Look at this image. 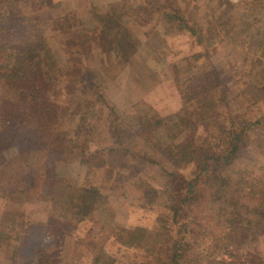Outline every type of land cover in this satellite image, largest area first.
Instances as JSON below:
<instances>
[{
  "label": "rangeland",
  "instance_id": "rangeland-1",
  "mask_svg": "<svg viewBox=\"0 0 264 264\" xmlns=\"http://www.w3.org/2000/svg\"><path fill=\"white\" fill-rule=\"evenodd\" d=\"M15 1L39 25L11 22V30L44 33L53 60L32 82L0 80V264H94L100 254L118 264L163 263L123 247L121 233L143 227L165 242L169 229L213 211L211 194L199 209L183 203L199 147L213 141L206 114L252 128L257 144L244 147L236 168L262 169L264 0ZM149 116L162 123L154 134L144 126ZM177 116L185 133L174 128ZM178 140L195 147V165L170 160L165 147ZM83 203H92L88 216ZM206 223L193 245L215 249L222 264H264V227L216 239ZM89 228L105 244L91 247ZM37 237L49 246L47 260L32 257Z\"/></svg>",
  "mask_w": 264,
  "mask_h": 264
},
{
  "label": "trees",
  "instance_id": "trees-1",
  "mask_svg": "<svg viewBox=\"0 0 264 264\" xmlns=\"http://www.w3.org/2000/svg\"><path fill=\"white\" fill-rule=\"evenodd\" d=\"M11 1L0 2V36L3 38L0 54L5 53L6 55L4 61L0 62V80L9 83L32 82V79L44 72L40 69L45 66L48 67L50 64L48 60H53L51 58V46L48 44L49 40L44 33L35 36L33 33L28 34L25 31L20 34L18 29L11 30L9 24L11 22L14 26H24L27 22L39 25L37 21L31 20L35 16L21 14L15 7L17 6L16 1L13 0V3ZM243 4L248 5L249 3L243 1ZM124 42L126 40L118 39L116 45L124 44ZM44 64L46 65L44 66ZM20 93L22 94L23 90ZM213 99L214 107L217 102L216 98ZM224 107L222 106L221 109L223 110ZM179 116L176 118L174 128H177V132L182 134L186 132L184 129L185 120L180 119ZM220 117L221 115L215 111L205 116L208 125L212 128V132L208 131V135L213 138V141L210 142L206 139L199 147L201 155L198 163L199 170L192 179L186 180L187 187L184 193L185 199L183 200L185 205H195L199 209L209 200L205 196L211 194L212 203L214 204L213 211L208 213L207 210L195 219L189 220L183 228L179 227L176 232L169 229L168 233L161 237L165 242L158 239L159 236L151 235L150 230L146 228H127L121 233L123 235L119 240L123 247L126 249L143 248L142 250H145L146 254L150 256L162 255L164 260L160 264H222L225 261L220 259L221 257H219L217 251H213L215 249L212 248L204 252L199 239L197 245H193L196 239L195 236H198V232H201L200 224L210 220L211 223L208 222L206 225L209 224L210 228L215 230L218 235L216 239H230L231 234L250 231V228L255 229L259 226L264 227V159L260 162L262 169L258 170L259 175L251 174L254 170L250 169L249 166L250 174L248 167H245L247 173H243L240 166L236 168V165L244 162L243 155L248 148L246 147L244 150V147L248 143L249 146H255L256 137L251 134L252 128L250 129L243 121L236 120L233 115L224 113L222 121ZM0 119L4 120L2 115ZM161 124L159 121L154 122L151 116L144 118V126L148 127L147 133L154 134L155 132L150 128ZM259 145L264 148V142H259ZM165 149L170 152V160L175 166L195 165V159H191L192 153L196 152L192 144L182 143L181 140H178L174 144H168ZM86 154L87 151L81 155L83 161ZM38 163L39 161L36 162V164ZM60 165L63 167V171H66V163ZM247 176L249 177L246 179ZM252 178L255 180L249 181ZM84 191L91 194L92 189L90 190L87 187L84 188ZM92 207V203H83L80 206V211L79 208L77 210L81 212L80 214H85L83 216H88L91 214ZM183 207L185 210L184 205ZM181 209V207H177L175 211L179 212ZM46 219L49 221L48 217ZM27 231V228L21 231V236L24 237ZM31 232L33 231H29L28 238ZM37 239L42 241L40 242L41 246L38 250L34 248L32 257L34 259L39 257L41 261L47 260L44 255L47 254L48 256L50 253L49 246L44 250L45 240L39 237ZM85 239L90 242L91 247H96L98 245L97 241L100 244H105L100 241L101 238L98 237L96 231L90 228L87 229ZM194 246L195 248H193ZM102 255L100 254L95 258L94 264H118L116 257ZM49 262L52 263V261ZM50 263L46 262L45 264Z\"/></svg>",
  "mask_w": 264,
  "mask_h": 264
}]
</instances>
